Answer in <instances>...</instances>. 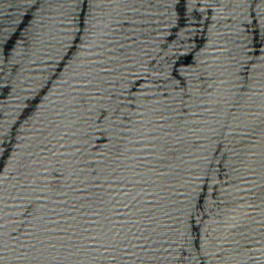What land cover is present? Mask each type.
Here are the masks:
<instances>
[{
  "label": "water",
  "instance_id": "1",
  "mask_svg": "<svg viewBox=\"0 0 264 264\" xmlns=\"http://www.w3.org/2000/svg\"><path fill=\"white\" fill-rule=\"evenodd\" d=\"M0 264H264V0H0Z\"/></svg>",
  "mask_w": 264,
  "mask_h": 264
}]
</instances>
